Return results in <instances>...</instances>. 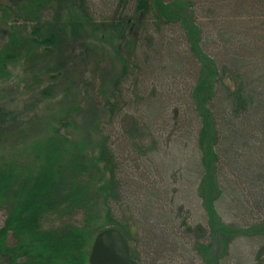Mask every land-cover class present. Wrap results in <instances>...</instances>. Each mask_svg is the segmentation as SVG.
Returning <instances> with one entry per match:
<instances>
[{"label":"rangeland","instance_id":"374dc122","mask_svg":"<svg viewBox=\"0 0 264 264\" xmlns=\"http://www.w3.org/2000/svg\"><path fill=\"white\" fill-rule=\"evenodd\" d=\"M88 1L105 13L113 0ZM243 1L152 3L114 49L82 27L73 37L67 2L55 0L29 26L61 28L60 45L29 47L0 79V107L12 111L0 160L32 168L57 131L68 142L53 185L14 187L10 210L56 231L80 225L73 214L89 199L100 218L86 229L90 245L101 226L115 224L137 264H264V0ZM59 54L66 64L58 72ZM136 122L148 128L136 133ZM104 194L113 224L103 217Z\"/></svg>","mask_w":264,"mask_h":264},{"label":"trees","instance_id":"16d2710c","mask_svg":"<svg viewBox=\"0 0 264 264\" xmlns=\"http://www.w3.org/2000/svg\"><path fill=\"white\" fill-rule=\"evenodd\" d=\"M162 1L113 0L110 8L107 10L108 12L102 13L101 11L92 9L91 3L88 0H65L68 7L66 10L70 13V16L66 20L70 23L69 30L72 32L70 34L73 37L78 36L79 28L82 27L90 35L96 36L95 39L98 43L102 40V42H106L111 47H114V43L116 41L120 43L126 30L132 25L136 14L143 15L149 10L152 3L158 4L162 3ZM54 3L55 0H19L18 3L14 0L12 5L6 6L0 2V79L6 78L9 74V66L25 58V55L31 50L29 47L45 48L48 50L60 45L61 35L59 31L61 28L56 30L49 21L45 22L44 25L38 24L32 29L29 26L35 25L37 22L40 23L44 15L43 13L52 7ZM243 8L245 9V7ZM78 19L81 24L78 23L79 25L75 26L74 20ZM28 28L30 31H28ZM21 32L26 34V40L22 38ZM80 44H82L81 48H83L81 51H85L84 44L81 42ZM116 48L114 53L118 59L120 58V51L118 46ZM59 57V62L57 61L53 65L54 69L58 72L66 64L62 62V55ZM199 58L201 60V57ZM100 72L101 63L98 64L97 74ZM50 95V86L41 91L42 98ZM191 104L194 105V103ZM197 108L195 107V109ZM11 112L6 107H0V129H3L4 125L8 123L9 117L12 114ZM178 118L179 115L175 119L177 120ZM146 122L149 126L150 121L146 120ZM67 124L66 118H64L59 122L58 127L62 129ZM147 125L140 126H142L141 128H148ZM140 126L137 122L133 124L132 127L135 129L133 131L137 133ZM59 133L57 131L55 134L57 136L56 143L53 144L49 140L52 142V146L45 150L37 151V156L43 158L41 162L35 159L38 165L32 168L29 165L20 168L15 164H6L0 160V214L4 216L0 225V264H85L88 262V249L91 237L87 235L86 229L90 225H99L97 222L100 220V218H97L93 214V206L88 205L89 199L86 201L87 204L84 203L73 214L82 215L83 221L80 225L76 226L66 222L56 231L44 230L39 225V218L37 216L22 217L20 214H17V211L10 210L7 200H5L6 195L14 187L25 186L31 188V190L36 189L37 191L40 189L43 191L53 185L59 177L58 172L62 164L61 150L65 146V143L68 142L63 134ZM1 134L3 133L0 130ZM203 136L204 134L201 133L198 143H202ZM99 150L98 159L106 163L108 161V151L104 142L101 144ZM112 182V180L108 181L110 185L113 184ZM98 185L93 186L91 193H96L106 187L105 184L102 186ZM103 197L105 200H102V202L107 208L106 215L103 216L104 220L107 223L111 221L113 224L114 218L111 215L107 197L106 195ZM216 225L217 222L214 223L215 239L216 235L219 234V225ZM111 227L123 234L126 244H128V234L124 232V229L115 224L111 225ZM100 228L99 231L105 229L102 226ZM128 247L130 259L136 263V258L132 254L133 252L129 244Z\"/></svg>","mask_w":264,"mask_h":264},{"label":"water","instance_id":"95a60500","mask_svg":"<svg viewBox=\"0 0 264 264\" xmlns=\"http://www.w3.org/2000/svg\"><path fill=\"white\" fill-rule=\"evenodd\" d=\"M88 257V264H136L130 259L123 235L112 227L96 234Z\"/></svg>","mask_w":264,"mask_h":264}]
</instances>
